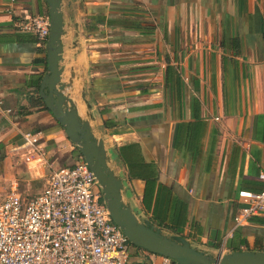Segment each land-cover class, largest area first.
<instances>
[{"label": "crops", "instance_id": "0c3cea01", "mask_svg": "<svg viewBox=\"0 0 264 264\" xmlns=\"http://www.w3.org/2000/svg\"><path fill=\"white\" fill-rule=\"evenodd\" d=\"M61 1L63 93L79 119L91 113L122 202L212 256L264 251V211L233 221L237 192L264 189V0ZM45 12L44 0H0V200L34 196L79 158L35 101L44 45L14 28ZM23 131L39 133L41 159L24 160ZM162 263L131 248L126 264Z\"/></svg>", "mask_w": 264, "mask_h": 264}, {"label": "built area", "instance_id": "2783aa9c", "mask_svg": "<svg viewBox=\"0 0 264 264\" xmlns=\"http://www.w3.org/2000/svg\"><path fill=\"white\" fill-rule=\"evenodd\" d=\"M14 28L34 34L44 45L48 16L14 20ZM19 133L24 160L41 159L39 133ZM237 196L243 205L234 215L235 226L264 211V189L241 190ZM129 250L80 156L71 166L50 168L44 188L34 196L22 198L11 190L0 200V264H126ZM162 257V264H178Z\"/></svg>", "mask_w": 264, "mask_h": 264}, {"label": "water", "instance_id": "95a60500", "mask_svg": "<svg viewBox=\"0 0 264 264\" xmlns=\"http://www.w3.org/2000/svg\"><path fill=\"white\" fill-rule=\"evenodd\" d=\"M48 16V34L44 44L45 73L38 83L37 92L44 108L63 128L65 136L76 147L80 157L94 175L101 198L111 220L121 229L130 244L150 253L174 260L178 264H264V251H230L212 256L196 249L179 235L166 236L148 220H140L121 200V179L108 167L106 149L101 137H95L89 125L93 117L79 119L75 105L68 93L72 88L71 78L66 82L60 80L62 66L60 36L63 31L61 0H44ZM72 76V74H70ZM80 98L86 108L89 103Z\"/></svg>", "mask_w": 264, "mask_h": 264}, {"label": "trees", "instance_id": "16d2710c", "mask_svg": "<svg viewBox=\"0 0 264 264\" xmlns=\"http://www.w3.org/2000/svg\"><path fill=\"white\" fill-rule=\"evenodd\" d=\"M45 15H47V13L45 12ZM262 38H263V40H264V33H262ZM37 40V39H36ZM238 41H237V39H232V48H236L237 47V43ZM35 101L40 105V106H42L43 108H44V105H43V102H42V100H41V98L38 96V94L36 95V98H35ZM106 120H102V123H101V126H106ZM77 154L80 156V154L77 152ZM131 248H134V249H140V250H143V251H146V250H144V249H142V248H139V247H136V246H134V245H132V244H130V249ZM146 252H148V251H146ZM148 253H150V252H148Z\"/></svg>", "mask_w": 264, "mask_h": 264}, {"label": "rangeland", "instance_id": "374dc122", "mask_svg": "<svg viewBox=\"0 0 264 264\" xmlns=\"http://www.w3.org/2000/svg\"><path fill=\"white\" fill-rule=\"evenodd\" d=\"M20 187L21 186L18 185L16 190L19 191V192H21V194L23 196H31L33 194V193L29 192V190H27L26 192L25 191H21ZM21 188H23V187H21Z\"/></svg>", "mask_w": 264, "mask_h": 264}]
</instances>
